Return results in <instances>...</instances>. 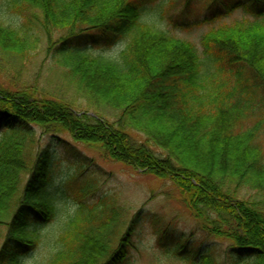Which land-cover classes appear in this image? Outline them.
<instances>
[{"label":"trees","instance_id":"16d2710c","mask_svg":"<svg viewBox=\"0 0 264 264\" xmlns=\"http://www.w3.org/2000/svg\"><path fill=\"white\" fill-rule=\"evenodd\" d=\"M152 1L0 0V14L10 15V22L0 20V57L27 59L43 33H63L53 59L95 112L78 113L33 87L0 88V230L9 232L0 264H21L50 241L44 264H119L146 223L166 253L187 264H220L211 247L161 228L142 209L127 216L113 196L90 201L91 175L76 177L84 163L58 168L57 154L41 146L37 129L66 134L106 159L172 181L201 231L233 245L230 264H264L263 119L246 120L264 113V0H184L208 2L196 22L209 26L198 46L157 25L145 7ZM239 10L250 17H232ZM115 44L121 45L115 57L88 52ZM135 131L143 142L131 138ZM60 174L75 185L76 199L51 236L43 228L67 195L53 183ZM242 188L256 199H239ZM31 193L36 199L28 205Z\"/></svg>","mask_w":264,"mask_h":264},{"label":"rangeland","instance_id":"374dc122","mask_svg":"<svg viewBox=\"0 0 264 264\" xmlns=\"http://www.w3.org/2000/svg\"><path fill=\"white\" fill-rule=\"evenodd\" d=\"M232 1L234 0H217L214 5H226L224 2L228 4ZM207 3V1H200V3L192 2L185 5L184 0H170L169 3L162 6L156 0L147 3L145 7H147L150 18H153L157 25L166 29L173 37L191 41L198 46L201 35L209 27L208 24H196L205 13ZM233 14L232 17L237 19L250 17L242 10ZM0 20L8 23L10 22V15L6 16L1 13ZM62 34L57 31L50 32V34L43 33L36 44V49L27 59L20 60V58L13 56L0 57V88L21 90L24 87H33L45 97L66 101L78 113L89 111L95 115L94 108L89 106L86 97L75 86L74 81L66 75L64 67L53 59V48L59 44ZM120 46L115 44L109 49L101 46H90L88 52L94 56L100 55L110 58L119 53ZM103 114L110 120L114 119V113L104 112ZM257 119H263L260 138L264 146V113L256 112L255 115L246 120L249 123ZM36 132L41 146L49 147L57 154L55 164L58 168L71 171L74 160H80L84 163L82 170L80 169L76 177L82 180L83 177L91 175L93 192L88 195L90 201L98 196H113L115 200H118L119 205L125 207L127 216H131L142 209L146 214L155 216L161 222V228L164 226L170 230L174 228L178 233L185 235L193 243L201 246L202 249L207 246L211 247L213 256H216L215 258L220 264H230L231 255L229 253L234 250L233 245L228 240L219 238L213 240L208 234L201 231L197 219L192 217L185 203L181 202L182 200L172 181L158 179L150 174L146 175L141 171H136L126 164L106 159L96 147L74 142L66 134L47 135L39 129ZM131 138L138 142L145 140L144 135L137 131L131 132ZM151 148L156 150L157 154H161L160 149L153 145ZM53 183L67 191V195L62 198L57 206V217L43 228L51 236L63 226L66 221V213L76 199L74 196L75 185L68 184L63 175L54 177ZM35 195L36 193H31L27 197L26 203L28 205L35 201ZM237 196L244 200L256 199L254 192L248 188H242ZM15 209L8 212L6 221L12 217ZM155 232L154 226H149L147 223L142 225L139 234L131 240L129 254L119 264H187L174 254L166 253L163 247L159 246L158 236ZM8 233L6 226H2L0 247L7 239ZM9 239L11 240V237L8 238V241H10ZM164 246H166V242ZM51 248V241L49 243L42 242L29 255L24 256L21 264H44Z\"/></svg>","mask_w":264,"mask_h":264}]
</instances>
